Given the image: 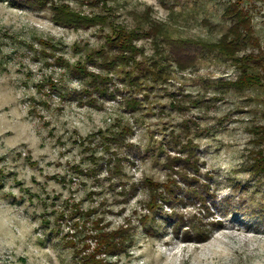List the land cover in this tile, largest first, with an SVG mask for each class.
I'll use <instances>...</instances> for the list:
<instances>
[{
  "label": "rangeland",
  "instance_id": "374dc122",
  "mask_svg": "<svg viewBox=\"0 0 264 264\" xmlns=\"http://www.w3.org/2000/svg\"><path fill=\"white\" fill-rule=\"evenodd\" d=\"M234 1L0 0V264H264V0L237 40Z\"/></svg>",
  "mask_w": 264,
  "mask_h": 264
},
{
  "label": "trees",
  "instance_id": "16d2710c",
  "mask_svg": "<svg viewBox=\"0 0 264 264\" xmlns=\"http://www.w3.org/2000/svg\"><path fill=\"white\" fill-rule=\"evenodd\" d=\"M241 1L242 0H235L233 3H231L227 8H226V11H225V16L228 17L232 22H233V25L231 27V35L233 37H235V39L237 40L238 38L241 37V34H242V30L243 31H250L249 29V26H250V21L247 20V16L246 14H242L244 13V10L243 8L240 7V4H241ZM242 29H241V28ZM229 36H225V39L223 40V42H219V44H216V45H208L207 47L210 48V49H213L214 47H218L220 51L222 52H229V47L227 44H225L224 42H226L225 40L228 38ZM244 37V36H243ZM129 41V38H126V42H125V45L127 46L126 47V51L128 52H132L133 51V47L130 46L131 44H128L127 42ZM184 41V40H183ZM182 40L180 42H172L170 44H172V50L174 51L176 46L178 49H185L184 51L186 52L188 50L187 46L182 44L183 42ZM245 41V38L243 39L242 42ZM232 42V40H231ZM228 44H229V41H228ZM207 45V44H206ZM218 45V46H217ZM174 55V54H173ZM207 224L209 225V228H214L215 226H217L219 224V222L217 220H211V221H208ZM177 229V227H179V224L175 226ZM177 235V231L175 232L174 236ZM209 237V234L208 232L206 231H200L199 234H196V236H191L190 234L187 235V232L184 233L183 235V239L182 240H188V239H193V240H205L206 238Z\"/></svg>",
  "mask_w": 264,
  "mask_h": 264
}]
</instances>
